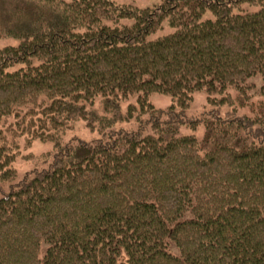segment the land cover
Returning <instances> with one entry per match:
<instances>
[{
  "label": "trees",
  "instance_id": "1",
  "mask_svg": "<svg viewBox=\"0 0 264 264\" xmlns=\"http://www.w3.org/2000/svg\"><path fill=\"white\" fill-rule=\"evenodd\" d=\"M28 1L49 12L0 49V180L26 132L58 145L84 120L103 137L0 198V264H264V136L176 129L195 92L264 81V0Z\"/></svg>",
  "mask_w": 264,
  "mask_h": 264
},
{
  "label": "rangeland",
  "instance_id": "2",
  "mask_svg": "<svg viewBox=\"0 0 264 264\" xmlns=\"http://www.w3.org/2000/svg\"><path fill=\"white\" fill-rule=\"evenodd\" d=\"M114 1L119 4L136 5L140 8L149 7L160 2V0ZM244 8L254 11L259 7L245 5ZM48 12L47 7L39 9L36 4L28 0H0V25L3 30L9 31V34L0 35V49L17 45L19 39L16 35L19 31L32 27L36 31L40 26H43L44 20L48 18L43 16H46ZM35 17L36 20L33 19ZM212 17L213 15L210 13L205 15V18ZM172 31L171 27L164 24L156 33V36ZM263 84L264 81L260 75L252 76L246 81V85L243 86L241 91L228 90V96L223 102L220 101V94H212L209 97L208 92L205 90L195 92L189 107L185 111V117L193 122L176 124V129L181 134H195L199 140L207 142L213 141L218 136L243 143H248L253 135L254 137L257 135L263 137ZM213 99H216L217 102L211 103ZM150 100L156 108L162 110H166L172 104L171 97L163 94H152ZM129 102H135V98L131 97L125 101L121 111H127L126 107ZM99 111L110 117V114H107L104 109ZM12 120H14L13 117L9 118V122ZM137 126V121L131 119L116 123L114 128L135 130ZM101 137H103V134L97 128H92L84 120H79L73 129L65 131L61 144L58 145L51 140L33 138V135L28 132L20 135L16 140L17 148L14 144L16 158L12 163V167L15 175L7 180H0V198L5 193H9L14 187H19L21 182L34 177L36 172L48 168L50 163L63 153V148L65 152L70 151L72 157L80 156L85 152L82 143L91 142ZM170 249L173 253H178V249L173 244Z\"/></svg>",
  "mask_w": 264,
  "mask_h": 264
}]
</instances>
